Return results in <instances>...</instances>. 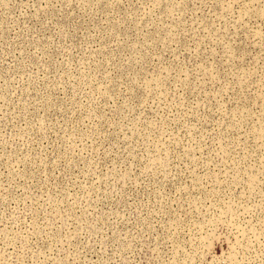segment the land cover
Returning a JSON list of instances; mask_svg holds the SVG:
<instances>
[{"label":"rangeland","instance_id":"rangeland-1","mask_svg":"<svg viewBox=\"0 0 264 264\" xmlns=\"http://www.w3.org/2000/svg\"><path fill=\"white\" fill-rule=\"evenodd\" d=\"M0 264H264V0H0Z\"/></svg>","mask_w":264,"mask_h":264}]
</instances>
